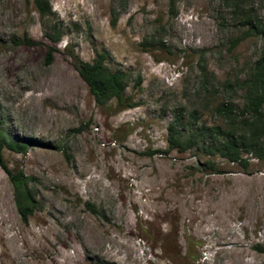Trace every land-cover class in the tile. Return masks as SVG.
Returning a JSON list of instances; mask_svg holds the SVG:
<instances>
[{
	"label": "rangeland",
	"instance_id": "1",
	"mask_svg": "<svg viewBox=\"0 0 264 264\" xmlns=\"http://www.w3.org/2000/svg\"><path fill=\"white\" fill-rule=\"evenodd\" d=\"M49 1L63 38L45 66L50 24L32 0H0V130L33 142L2 160L40 205L23 224L0 167V264H264V159L167 143L176 118L186 138L225 129L222 104L241 112L264 33L249 34L230 0ZM241 10L264 25V0ZM66 45L86 63L105 53L137 106H96Z\"/></svg>",
	"mask_w": 264,
	"mask_h": 264
},
{
	"label": "trees",
	"instance_id": "2",
	"mask_svg": "<svg viewBox=\"0 0 264 264\" xmlns=\"http://www.w3.org/2000/svg\"><path fill=\"white\" fill-rule=\"evenodd\" d=\"M230 1L234 6V13L242 15L243 24L248 26L249 34L264 33V25L250 19L241 10L242 5L248 0ZM32 7L42 25L46 22L50 24L45 34V38L50 43L46 46L44 55V65L48 66L52 63L54 54L58 52L56 45L63 38L61 24L55 19L49 0H32ZM17 44L29 47L38 45L27 38ZM64 52L71 59L74 70L87 87L96 106L112 108L110 103L114 102V113L137 106L130 97L125 95L129 75L121 71H111L105 64L107 58L105 53H96L92 61L86 63L78 59L69 45L64 46ZM140 84L141 80L137 78L136 86L138 87ZM242 90L244 91V105L241 112L235 111L226 104L215 109V114L226 121L225 129L201 126L193 134L183 138L176 127L178 122V118H176L175 122L167 129L168 151L176 150L183 153L201 143L202 149L208 155L217 154L230 164H245L242 159L244 154H249L259 160L264 159V49L248 77L242 83ZM238 113L240 117L237 115ZM193 119L192 124L195 125V117ZM31 143L33 142L28 139L18 142L10 141L0 130V167L12 186L16 211L23 224H27L29 218L40 208L36 200V193L30 185L33 180L20 171L9 170L3 163L2 151L7 149L14 153L25 154ZM206 143L207 147L204 146ZM206 167L212 169V164L207 161ZM87 207L96 212L89 205Z\"/></svg>",
	"mask_w": 264,
	"mask_h": 264
}]
</instances>
